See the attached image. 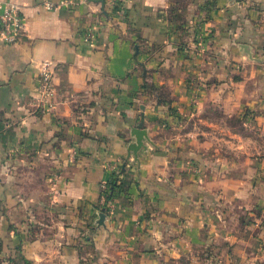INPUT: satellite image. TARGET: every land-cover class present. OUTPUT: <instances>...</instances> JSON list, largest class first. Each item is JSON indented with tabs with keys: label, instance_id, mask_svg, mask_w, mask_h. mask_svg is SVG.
<instances>
[{
	"label": "crops",
	"instance_id": "0c3cea01",
	"mask_svg": "<svg viewBox=\"0 0 264 264\" xmlns=\"http://www.w3.org/2000/svg\"><path fill=\"white\" fill-rule=\"evenodd\" d=\"M15 1L28 27L0 39V264H264V0Z\"/></svg>",
	"mask_w": 264,
	"mask_h": 264
},
{
	"label": "built area",
	"instance_id": "2783aa9c",
	"mask_svg": "<svg viewBox=\"0 0 264 264\" xmlns=\"http://www.w3.org/2000/svg\"><path fill=\"white\" fill-rule=\"evenodd\" d=\"M46 9H55L58 7H74L77 0H43ZM28 27L27 16L22 11L21 5L15 0H0V39L5 43H17ZM98 32L96 28H89L84 34L85 41H94ZM53 65L50 61H44L40 64V73L38 75L39 106L44 109L52 108L55 97V88L53 86ZM119 165H113V171L117 170ZM120 183L119 177L118 181ZM110 191L109 181H102L100 185L99 205L105 207L106 213H112L114 210L113 198H107Z\"/></svg>",
	"mask_w": 264,
	"mask_h": 264
},
{
	"label": "water",
	"instance_id": "95a60500",
	"mask_svg": "<svg viewBox=\"0 0 264 264\" xmlns=\"http://www.w3.org/2000/svg\"><path fill=\"white\" fill-rule=\"evenodd\" d=\"M134 134L136 135V143L131 145L129 152H133L136 155L139 148L143 146L144 139L146 138V130L144 129V115L141 116V121L138 127L134 130Z\"/></svg>",
	"mask_w": 264,
	"mask_h": 264
},
{
	"label": "trees",
	"instance_id": "16d2710c",
	"mask_svg": "<svg viewBox=\"0 0 264 264\" xmlns=\"http://www.w3.org/2000/svg\"><path fill=\"white\" fill-rule=\"evenodd\" d=\"M121 172H123L122 166L119 167L117 170L113 171L112 176L108 179L109 185H110V191L108 192V194L106 196L107 198H113L121 190L122 182L121 183L117 182L118 181V176H119V174ZM99 207L102 210H105L106 209L104 206L101 207L99 205Z\"/></svg>",
	"mask_w": 264,
	"mask_h": 264
},
{
	"label": "rangeland",
	"instance_id": "374dc122",
	"mask_svg": "<svg viewBox=\"0 0 264 264\" xmlns=\"http://www.w3.org/2000/svg\"><path fill=\"white\" fill-rule=\"evenodd\" d=\"M230 122L235 123L236 121L232 118V119H230ZM179 263L181 264V261ZM139 264H142V263H139ZM158 264H176V261H174L173 259H169V260H163Z\"/></svg>",
	"mask_w": 264,
	"mask_h": 264
}]
</instances>
